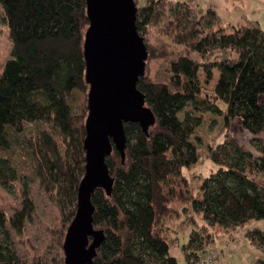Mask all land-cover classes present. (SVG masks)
I'll list each match as a JSON object with an SVG mask.
<instances>
[{"label":"trees","instance_id":"trees-1","mask_svg":"<svg viewBox=\"0 0 264 264\" xmlns=\"http://www.w3.org/2000/svg\"><path fill=\"white\" fill-rule=\"evenodd\" d=\"M167 17L163 32L183 47L178 52L146 40L148 29ZM1 23L12 48L0 72V187L10 189L23 170L38 182L61 216L50 233L52 256L38 264H63L62 243L84 173L86 3L0 0ZM136 29L148 51L137 88L155 123L147 133L125 124L123 162L114 148L106 158L113 184L109 194L98 188L91 198L93 230L102 236L91 264H178L162 228L169 215L182 214L175 202L188 203L206 225L225 230L264 219V27L222 26L211 8L199 14L183 0H146L136 6ZM215 52L224 57L206 59ZM153 59L162 74L155 80L147 72ZM205 113L222 117L226 133L208 148L216 169L202 178L196 194L186 171L200 163L191 137ZM234 121L253 137L258 157L227 133ZM18 133L26 139L23 159H14L12 151ZM20 192L21 207L9 219L0 209V235L7 223L21 233L34 212L26 182ZM246 236L264 252L263 231ZM206 241L199 230L191 231L183 247L186 264L196 263ZM0 264H8L1 242Z\"/></svg>","mask_w":264,"mask_h":264},{"label":"rangeland","instance_id":"rangeland-1","mask_svg":"<svg viewBox=\"0 0 264 264\" xmlns=\"http://www.w3.org/2000/svg\"><path fill=\"white\" fill-rule=\"evenodd\" d=\"M136 6L142 5L146 0H135ZM186 4L194 7L199 14L211 8L215 11L220 25H236L237 23L253 24L256 27H264V0H183ZM169 17L165 18L158 25L150 27L146 34V40L153 47H163L169 51H180L183 47L173 44L169 37L164 34V28ZM11 41L5 24H0V72L10 57ZM225 53L215 52L206 57L214 59L223 58ZM192 57L197 58L195 54ZM148 75L151 79H159V61L156 59L148 63ZM163 66L160 65V68ZM215 73V78H216ZM216 79L213 81L215 83ZM209 93L212 86L208 85ZM190 111V107H187ZM179 119L183 113L178 114ZM223 118L211 113L202 115V124L194 131L191 141L197 148L200 163L189 172L186 171L188 181L193 192L198 194V186L202 178L209 175L216 169V165L209 159V146H215L222 142L226 130L223 127ZM227 133L250 151L255 157L259 153L252 145L253 137L242 129L240 121H234L227 129ZM264 142V134L259 137ZM14 159L26 158L27 151L24 145L26 140L22 134L16 135ZM23 182L27 183L30 198L34 205V212L28 222H25L23 231L16 232L7 223L6 229L0 235V242L5 247L8 264H38L46 256H52L50 247V233L60 224L61 216L48 195L40 188L35 179H31L30 173L23 170L19 182H16L10 189L0 187V209L10 218L14 210L21 207L20 188ZM174 207L181 210L182 214L177 219L173 214L163 220V234L172 244L171 254L177 259L178 264H186L183 247L186 245L189 235L193 229L199 230L203 241L209 243L199 253L195 264H255L258 259H264V252L252 244L246 232L258 229L264 232V219L250 220L243 228L225 230L220 226H208L201 217L192 212L188 203L175 202ZM184 208V209H182ZM207 242V241H206Z\"/></svg>","mask_w":264,"mask_h":264},{"label":"water","instance_id":"water-1","mask_svg":"<svg viewBox=\"0 0 264 264\" xmlns=\"http://www.w3.org/2000/svg\"><path fill=\"white\" fill-rule=\"evenodd\" d=\"M88 26L83 40L87 116L84 173L77 187L75 214L62 249L63 264H91L102 236L93 230L96 189L110 193L113 178L106 158L113 148L123 162L124 125L136 123L144 133L155 123L137 82L145 74L148 51L136 29L134 0H85ZM91 240V241H90Z\"/></svg>","mask_w":264,"mask_h":264},{"label":"built area","instance_id":"built-area-1","mask_svg":"<svg viewBox=\"0 0 264 264\" xmlns=\"http://www.w3.org/2000/svg\"><path fill=\"white\" fill-rule=\"evenodd\" d=\"M167 1H175V0H167Z\"/></svg>","mask_w":264,"mask_h":264}]
</instances>
